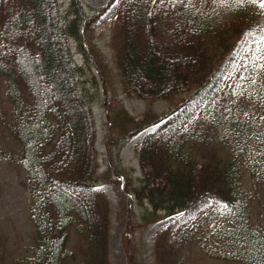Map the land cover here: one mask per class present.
<instances>
[{
	"label": "trees",
	"instance_id": "1",
	"mask_svg": "<svg viewBox=\"0 0 264 264\" xmlns=\"http://www.w3.org/2000/svg\"><path fill=\"white\" fill-rule=\"evenodd\" d=\"M6 1L11 7L0 18V75L13 105L19 163L32 197L33 263L111 264L110 208L94 187L102 179L121 184L129 215L135 216L121 237L126 264H141L133 233L168 217L174 218L153 240V263L184 264L182 245L214 208L236 221L217 228L227 232L228 241L234 237L235 247L244 243L246 264H264V231L249 228V209L237 197L234 159L195 151H215L214 129L224 99L262 35L260 9H239L227 21L211 24L189 0H119L114 23L123 32L117 56L122 89L172 106L165 113L147 109L135 119L93 91L92 69L102 73L104 64L88 31L100 10L86 13L79 0L65 7L63 0ZM71 42L81 63L72 58ZM95 103L106 112L100 172ZM155 124L138 146L134 177L120 151L133 135ZM72 229L83 243L80 259L68 244ZM232 256L230 251L226 258Z\"/></svg>",
	"mask_w": 264,
	"mask_h": 264
},
{
	"label": "rangeland",
	"instance_id": "2",
	"mask_svg": "<svg viewBox=\"0 0 264 264\" xmlns=\"http://www.w3.org/2000/svg\"><path fill=\"white\" fill-rule=\"evenodd\" d=\"M118 1L79 0L86 13L100 10L92 32L88 31L90 42L97 48L104 64L102 73L92 69L97 81V90L93 91L96 96L108 100L112 106L124 108L135 119L140 118L147 109L165 113L172 107L169 101H146L134 95H126L122 89L117 56L122 49L123 32L114 23ZM189 1L203 19L211 24L227 21L239 9H260L258 18L262 25V35L250 54L247 66L224 99L223 114L214 129L218 131L213 143L215 151H195L200 156L215 155L226 162L234 159L237 197L249 209V228L264 231V0ZM68 2L69 0H63V5H68ZM10 7L6 0H0V18ZM71 45L76 50L74 42ZM74 58L81 61L78 53L74 54ZM6 91L5 77L0 75V264H34L30 250L35 242L34 227L30 219L32 197L25 188L26 174L19 163L22 149L13 105ZM23 97L28 104L30 97L26 92ZM93 115L97 129L95 145L99 152L100 172L104 169L107 149L104 143V107L95 103ZM144 132L145 130L132 136L120 151L122 164L134 169V177L139 175L137 150ZM94 187L104 194L110 208V262L126 264L121 237L127 223L135 219V216L129 215V204L124 201L127 196L121 184L115 181L97 179ZM134 204L135 199L133 206ZM173 218L155 221L133 233V240L138 246L137 258L141 264H154L152 245L156 232ZM235 224L236 221L231 219L230 214L220 208H214L203 215L196 232L182 245L184 264H246L244 256L247 249L244 243L235 247L232 243L234 237L229 236L231 240L228 241L227 232L220 231L223 227ZM237 229L240 227L237 226ZM68 244L74 250L76 258L80 259V247H83V243L73 229ZM230 251L235 258H226Z\"/></svg>",
	"mask_w": 264,
	"mask_h": 264
}]
</instances>
